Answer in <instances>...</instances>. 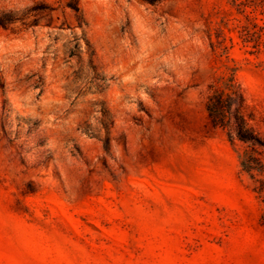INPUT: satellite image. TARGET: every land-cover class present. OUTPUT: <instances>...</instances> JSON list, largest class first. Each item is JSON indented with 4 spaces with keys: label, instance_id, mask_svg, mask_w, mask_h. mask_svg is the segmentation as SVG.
I'll use <instances>...</instances> for the list:
<instances>
[{
    "label": "rangeland",
    "instance_id": "1",
    "mask_svg": "<svg viewBox=\"0 0 264 264\" xmlns=\"http://www.w3.org/2000/svg\"><path fill=\"white\" fill-rule=\"evenodd\" d=\"M0 0V264H264V0Z\"/></svg>",
    "mask_w": 264,
    "mask_h": 264
},
{
    "label": "trees",
    "instance_id": "2",
    "mask_svg": "<svg viewBox=\"0 0 264 264\" xmlns=\"http://www.w3.org/2000/svg\"><path fill=\"white\" fill-rule=\"evenodd\" d=\"M157 3L160 0H145ZM69 6L80 10L78 0ZM207 111L214 126L226 130L232 143L239 141L247 144L241 161L244 170L254 176V171H264V137L253 124V113L246 94L240 83L232 77L223 85L211 84L207 98Z\"/></svg>",
    "mask_w": 264,
    "mask_h": 264
}]
</instances>
